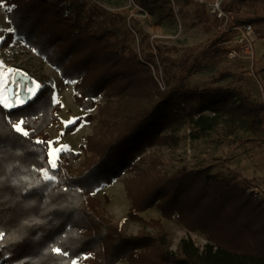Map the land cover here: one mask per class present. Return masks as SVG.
I'll use <instances>...</instances> for the list:
<instances>
[{"label":"trees","instance_id":"16d2710c","mask_svg":"<svg viewBox=\"0 0 264 264\" xmlns=\"http://www.w3.org/2000/svg\"><path fill=\"white\" fill-rule=\"evenodd\" d=\"M0 4L8 5L14 28L1 47L23 37L73 83L79 107L98 106L97 115L87 113L66 126L65 134L97 119L81 150H63L52 168L48 130L62 110L52 78L41 79L38 94L25 104H0V264H73L76 259L86 264L122 259L129 264H264V194L252 190L256 178L212 172V166L184 165L168 173L160 155H151L146 169L136 163L147 149L177 140L186 122L192 138L221 133L231 145L264 151V85L260 96L232 83L217 84L228 72H219L210 85L190 83L210 59L229 55L219 47L224 34L194 45L142 34L137 49V27L94 0ZM141 4L151 12L170 6L169 0ZM184 5L194 7L195 19L211 23L204 3L186 0ZM223 8L264 38V0H225ZM257 73L264 77V63ZM21 120L28 136L12 127ZM45 170L53 179H45ZM132 171L136 176L125 181L131 199L127 217L140 223L136 234L120 229L95 195ZM154 206L162 217H176L189 231H201L206 243L183 237L173 250L162 219L141 214ZM54 247L61 253L51 251Z\"/></svg>","mask_w":264,"mask_h":264},{"label":"rangeland","instance_id":"374dc122","mask_svg":"<svg viewBox=\"0 0 264 264\" xmlns=\"http://www.w3.org/2000/svg\"><path fill=\"white\" fill-rule=\"evenodd\" d=\"M113 13L122 15L124 19L134 24L140 35L133 43L139 49V41L142 34L150 35V39H158L160 42L175 45H194L209 43L218 34L215 27V19L210 15L211 23H205L194 18V7L184 5L186 0H174L170 2L172 13L168 11L170 6L164 9L156 8L154 12L145 9L141 0H94ZM175 4V5H173ZM253 9L254 6L247 7ZM8 5L0 4V62L5 71L6 89L5 95L13 107L22 105L17 103L19 99L25 103L32 97L27 88L39 84L41 79L52 78L55 87V99L62 104L60 120L49 128L51 145L49 147H61L64 150L80 151L88 135L94 132L97 119L82 121L74 132L65 134V128L70 121H76L87 113L97 115L98 106L90 111H85L76 103L74 86L66 81L59 70L46 60L37 50L35 45L29 43L21 36H16L7 47H1V42L7 29L13 28V23L7 17ZM40 45V42H37ZM231 46V45H229ZM235 48L234 46L227 49ZM264 63L262 58L251 60L239 49L236 55H226L217 59H210L208 64L197 71L191 78L192 85L206 86L212 84V78L219 72H228L229 75L218 80L217 84H231L262 96L264 77L257 73ZM12 69V72H7ZM243 80H240V75ZM39 90V89H38ZM37 90V91H38ZM100 103L104 102V96L99 97ZM24 103V104H25ZM3 105V104H2ZM4 106V105H3ZM12 108V107H11ZM170 131H164V133ZM190 127L186 122L176 132L177 140L165 145H156L147 149L136 159L137 165L142 169L150 166L151 155H160L164 161L163 168L168 173L175 172L181 166L207 167L212 166V172H224L226 175L237 173L247 178H256L257 187L252 188L259 195L264 194V151L248 147L231 145L223 139L221 133H212L198 139L189 135ZM49 157V161H50ZM83 157L73 163L79 167ZM137 172H125L116 178L111 184L103 185L95 191V195L103 202L106 214L128 234H136L140 229V223L128 219L127 215L131 207L125 181L128 177L136 176ZM105 196L109 202L105 203ZM147 220L161 218L166 231L169 234L171 248L175 250L179 240L183 237H191L196 244L203 246L207 236L201 231H189L176 217L166 219L162 217L157 207L149 208L141 213ZM85 257V256H84ZM75 264H86L83 259H76ZM115 264H129L122 259Z\"/></svg>","mask_w":264,"mask_h":264},{"label":"built area","instance_id":"2783aa9c","mask_svg":"<svg viewBox=\"0 0 264 264\" xmlns=\"http://www.w3.org/2000/svg\"><path fill=\"white\" fill-rule=\"evenodd\" d=\"M204 3L209 15L214 17L215 27L219 34H224L225 39L219 44V47H235L229 49L230 55H236L239 49L251 60H255V47L257 42V34L255 26L250 23H237L233 13L223 8L225 0H195ZM174 3V0H171ZM175 5V4H173ZM231 45V46H229Z\"/></svg>","mask_w":264,"mask_h":264},{"label":"snow or ice","instance_id":"6c2138e0","mask_svg":"<svg viewBox=\"0 0 264 264\" xmlns=\"http://www.w3.org/2000/svg\"><path fill=\"white\" fill-rule=\"evenodd\" d=\"M7 31L11 32V31H14V29L9 28V29H7ZM12 71H13L12 69H7V72H9V73L12 72ZM4 77H5V71H4V68H3V63L0 62V104H3L4 107H6V108H11V107H13V105L8 102V97L5 95L6 80H5ZM39 88H40L39 84H35L34 87L27 88V92L30 94V97L34 98L38 94L37 90ZM17 103H19V104H24L25 103L24 100L19 99V94H17ZM67 123H75V121L73 120V121H70V122H66V124ZM24 124H25V121L21 120L18 123H14L12 125V127L15 129V131L17 133H21L23 136H28L29 133L23 127ZM38 143H45V142L38 141ZM49 144L51 145V142H49ZM63 150H64L63 146H61V147H51L50 146L49 147L48 156L51 158L49 163L51 164L52 168H56L58 166L57 165V160L59 159V154ZM44 177H45L46 180L53 179V177L48 175L47 170L44 171ZM0 237H2V233H0ZM51 251H53L55 253H58V254L61 253V249L58 248V247L52 248ZM63 254L67 255L66 252L63 253ZM73 264H75V262H73Z\"/></svg>","mask_w":264,"mask_h":264},{"label":"crops","instance_id":"0c3cea01","mask_svg":"<svg viewBox=\"0 0 264 264\" xmlns=\"http://www.w3.org/2000/svg\"><path fill=\"white\" fill-rule=\"evenodd\" d=\"M256 58H262L264 56V38H258L255 47Z\"/></svg>","mask_w":264,"mask_h":264}]
</instances>
